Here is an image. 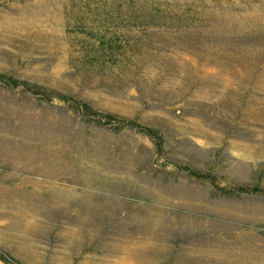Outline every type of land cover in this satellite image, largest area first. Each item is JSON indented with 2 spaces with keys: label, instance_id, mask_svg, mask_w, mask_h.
I'll return each instance as SVG.
<instances>
[{
  "label": "rangeland",
  "instance_id": "1",
  "mask_svg": "<svg viewBox=\"0 0 264 264\" xmlns=\"http://www.w3.org/2000/svg\"><path fill=\"white\" fill-rule=\"evenodd\" d=\"M0 72V264H264V0H0Z\"/></svg>",
  "mask_w": 264,
  "mask_h": 264
},
{
  "label": "trees",
  "instance_id": "2",
  "mask_svg": "<svg viewBox=\"0 0 264 264\" xmlns=\"http://www.w3.org/2000/svg\"><path fill=\"white\" fill-rule=\"evenodd\" d=\"M0 81L6 85L14 86L21 84L25 89L38 94L40 96H43L44 98L50 99L51 98V92H47L43 89H41L39 86H30L27 84L24 80H18L14 76L5 74L3 72H0ZM72 106H74L76 109L81 110L82 113L95 121L99 122H109V121H115L122 125H131L133 127H137L138 129L142 130L143 132L147 133L148 135L154 136L158 139V143L160 144V135L158 133V130L154 127L142 125L133 122L131 119L127 118L126 116H123L121 114H118L116 112L107 110V109H97L91 105H89L85 101H80L77 98L74 97H64ZM188 172L196 177V178H207L211 181H213V176L211 174H208L205 171L198 170L195 168H187ZM224 192H235V193H264V187H261L259 185H249V184H234L232 187L226 189L221 188Z\"/></svg>",
  "mask_w": 264,
  "mask_h": 264
}]
</instances>
